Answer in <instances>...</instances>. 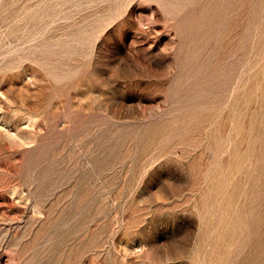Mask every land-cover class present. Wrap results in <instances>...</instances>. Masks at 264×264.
Returning a JSON list of instances; mask_svg holds the SVG:
<instances>
[{
  "label": "rangeland",
  "instance_id": "374dc122",
  "mask_svg": "<svg viewBox=\"0 0 264 264\" xmlns=\"http://www.w3.org/2000/svg\"><path fill=\"white\" fill-rule=\"evenodd\" d=\"M0 264H264V0H0Z\"/></svg>",
  "mask_w": 264,
  "mask_h": 264
}]
</instances>
